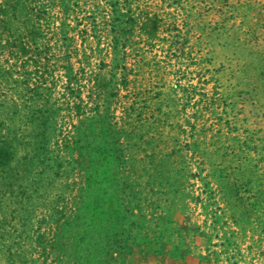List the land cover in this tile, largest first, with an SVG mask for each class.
Returning <instances> with one entry per match:
<instances>
[{
	"label": "trees",
	"instance_id": "1",
	"mask_svg": "<svg viewBox=\"0 0 264 264\" xmlns=\"http://www.w3.org/2000/svg\"><path fill=\"white\" fill-rule=\"evenodd\" d=\"M194 4L207 2L0 0V264L168 253L144 217H159L168 190L194 183L168 146L179 139L196 152L192 131L204 126L209 138L221 106L204 80L212 34L223 33ZM162 101L180 110L172 131ZM96 129L120 181L105 196L85 137ZM162 154L169 165L152 160Z\"/></svg>",
	"mask_w": 264,
	"mask_h": 264
},
{
	"label": "rangeland",
	"instance_id": "2",
	"mask_svg": "<svg viewBox=\"0 0 264 264\" xmlns=\"http://www.w3.org/2000/svg\"><path fill=\"white\" fill-rule=\"evenodd\" d=\"M202 1L206 6L194 4L193 10L202 9L207 26L223 33L212 34L204 80L208 96L221 106L213 107L208 118L209 138H201L204 126L192 131L188 142L196 152H187L189 144L179 139L168 146L178 154L183 172L194 176L185 189L168 190L159 217H144L147 224L158 225L168 253L134 257L127 264H264V0ZM160 113L172 131L180 110L162 101ZM85 137L103 173L100 195L119 191L104 133L96 129ZM152 160H164V166L171 162L165 154Z\"/></svg>",
	"mask_w": 264,
	"mask_h": 264
}]
</instances>
